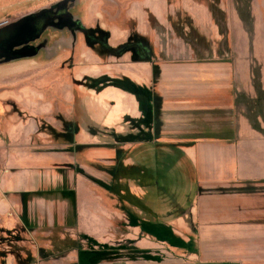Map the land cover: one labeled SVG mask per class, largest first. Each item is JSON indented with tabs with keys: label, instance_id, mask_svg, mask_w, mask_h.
Masks as SVG:
<instances>
[{
	"label": "rangeland",
	"instance_id": "374dc122",
	"mask_svg": "<svg viewBox=\"0 0 264 264\" xmlns=\"http://www.w3.org/2000/svg\"><path fill=\"white\" fill-rule=\"evenodd\" d=\"M64 1L0 0V26L2 23H14L19 18L30 15V13L50 9ZM101 1H73L74 7L71 10V17L83 23L86 28H98V30L108 33L112 42H115L118 38H124L122 40L124 42L126 34H121V29L126 30L130 24L134 28V25L137 24L136 35L139 38H144V41L146 40L150 48V55L144 61L132 58V54L125 55L130 56L132 62H147L152 64V77H147L148 72L145 69L139 70L140 76L142 78H149L148 81H151L152 84L139 86L123 75L117 74L114 76L113 71H116L118 65L130 70V60H124L125 62L119 64L117 61L112 60L113 58L101 54L100 56L97 51L91 50L84 45L81 36L72 45V48L76 47L70 55L69 53H63L68 54L71 58L66 62L59 59L54 61V63L57 62L58 65L59 87L64 85V81L67 84L69 80L71 84L74 77L72 82L74 89L80 88L78 91L89 89L96 91V95H93V93H85L83 95L77 92L79 96L77 95V99L75 100L76 105H72L75 108L73 110L74 113L71 111V115L75 119L74 124H79V139L82 145L85 146V149L80 146L82 148L80 153L77 150V154H79L77 155V165L81 166V174L87 176L93 182V186L100 188L98 195L104 202L101 204V207L115 209L119 215L123 214L127 216L129 224L112 217L110 213H100L102 217V232H96V237L90 236V233L78 234L74 230L68 231L59 226L52 227L50 233L47 234L48 236H44L45 234H43V236L21 238L18 232L15 233L18 235H15L13 232H0V261H4V246L8 243L10 246L14 245V251L16 249L19 252L21 248L24 253L27 251V256L24 260L22 259L23 262L27 260L25 263H29L30 249H33L35 253L37 248L35 246L39 245L38 258L44 262L48 261L47 264H235L236 262L234 263L233 260H203L206 257H201L200 246L196 239L199 233L211 231L209 229L207 231L200 229V227H204V225H199L200 222L197 225L193 222L192 226L187 221L185 222V226H181V224L177 227L173 223H170L179 218L183 219L184 216L186 218L189 216L187 212L193 203V198L198 189L189 158L181 152V149L191 144L188 141H195V139L205 137L215 138L226 133L224 130L221 132L215 129H219L218 124L220 122H228L223 121L224 119L221 120V117L226 119L229 116L226 109L208 108L204 109L205 113L201 111L203 118L200 117V119L197 115L190 123L182 122L184 119L182 115L186 114L188 110L187 108H180L181 104L174 110H170L169 105L163 106L165 102H174L181 97L179 95H171L168 92L170 84L168 82L161 83V80L166 77V73H177V71H169H173L178 64H187L193 60L195 62L209 63L211 59L215 58L212 53L215 48V42L212 40L213 34L211 33L213 32V27H208L211 33V37L208 40L207 36L199 31L197 22L193 20L188 10H185L184 3L186 0H151V2L159 4L161 1L162 6L165 2V5L160 17L150 14L149 18L143 17L144 12H147L144 9L147 3L146 0H109L107 1L108 3ZM194 1L197 2V5L195 3L193 5L194 10L197 9V13H199L198 16L201 17L204 14L203 9L207 10L211 14L213 26L217 29V33H219V39H217V46L215 48L218 59L216 60L231 65L235 64L237 60L241 59V55L240 52L237 53L235 51L230 53L228 48L230 34L227 17L232 14L229 11L233 10L234 12H232L236 14L238 21L247 30L251 43L255 29V18L251 12L253 0H248L249 3L246 0H231L230 3L228 0ZM245 6H249L248 10ZM238 10L244 13H240ZM119 12L120 19L118 21L116 15ZM245 13H248L249 16L246 14L248 17L244 21L241 16H245ZM163 16L164 21L162 20ZM147 22L150 25H147ZM206 24L207 22H204V25ZM146 25L151 29L149 37L147 35L144 36L145 30L148 28ZM48 34L49 32L46 33L44 31V37L41 36L37 41H40L42 37L48 38ZM119 44H116L115 47L110 45V47L117 48ZM183 46H185L186 50L187 48L192 50L193 53L189 54L182 50L183 53L180 55L177 49ZM251 46L249 44L248 56L250 60L251 83L256 96L255 99H251L237 94L236 98L238 104L243 105L245 109L244 116L246 118L248 112L244 104L249 99L254 102L253 112L255 113L252 115L256 117L259 128H254L251 125L249 117L247 120L254 130L262 134L264 133V129H261L260 122L264 121L261 114L263 108L261 104L255 108L258 91L263 90L260 81L261 66L253 55ZM34 58L45 60L47 56L42 52ZM161 67H163L164 72L161 71ZM103 72L106 74H103L100 78L94 77L95 74L100 75L99 73ZM42 74L45 77H49V70L44 71ZM63 74H70L71 76L67 79L66 75L64 78ZM87 75H89L88 78ZM32 78L34 80L35 76ZM176 80L177 77L173 78L172 81L174 82H171V84H177L178 81ZM18 85L19 80L14 85H5L9 93H4L9 95L16 94L18 92ZM43 85L44 88L49 87L47 84ZM154 86L160 87V90L155 89ZM105 89H107L110 96L106 95L107 91L105 92ZM100 90H103L105 93L103 94V91L101 92ZM119 91L123 97L120 94L117 95ZM125 95L132 98V104L127 99H124ZM101 97H104V99ZM3 105V110L0 109V124L9 122L11 114H15L17 117L24 115L16 105L10 102L8 104L3 103ZM61 106V111L67 112L68 106H64L63 104ZM118 106L123 108L120 112L114 111L113 114L109 113L110 108ZM123 110H125V113H122ZM129 113H140L141 116L130 119ZM123 115L127 117L125 118L126 122L120 121V123L125 125L126 136H131L132 139L129 138V140L147 141L148 139H153L158 141L142 143L131 150H123L122 153H126L125 158L124 156L121 157V155L114 154L111 157L112 163L110 164L104 158L105 156L100 154L101 150L97 148H91L90 150L87 145L102 144L105 134H110L111 136L118 134L116 130L118 124L107 128L96 124L94 120L102 121L105 116L112 118ZM204 117L205 121H203ZM201 123L205 125L202 126ZM49 127L51 126L49 125ZM55 127V129L52 127L48 128L47 131L53 132L57 141L64 142V152L67 151L68 146L73 150L74 148L71 145L74 142H72L71 136H66L69 132L67 133L63 130L59 121H55ZM75 128L74 125L72 128L74 135L76 134ZM121 130L123 131V129ZM121 136L123 137V135ZM183 140L187 141L183 142ZM108 142L110 141L108 140ZM91 154L96 155L97 159L101 160V158H98L100 155L105 160L93 162L89 159L91 160L89 161L88 156H91ZM122 158L124 161H122ZM125 160H127L126 163H124ZM120 164H122L121 167ZM90 168L97 169V172L107 175L110 179L113 177L120 187L116 184L113 186V182L104 184L103 179L105 178L101 174L90 173ZM122 179H125L136 190L134 191L127 183L123 184V182H120ZM221 186L212 184V186H208L205 189V192H208L211 196L210 209L212 211L210 216L213 223H219L220 221L217 207H220L219 194L223 191V189H220ZM251 188L253 187L243 186V191L247 193L255 192L254 188ZM124 189H126L125 192ZM83 194L85 197L87 192L84 191ZM69 195L70 193H67V196L74 203V194L73 197ZM126 195L131 197L130 205L133 206L134 213L137 215L125 210L126 203L123 202V199L128 200ZM72 209V211H75V206ZM260 211L264 212L262 203H260ZM69 218L70 223L68 225L75 227V213H69ZM261 222H264V219H261ZM127 225L133 229H137L125 230ZM157 228H162V230H158ZM215 233L220 234V230H217ZM72 242L79 246L80 251L84 252L83 255L80 254L79 256L80 251L78 249L68 247V244ZM43 246L44 248H42ZM69 251H75V255L70 256L69 259H65L68 257L66 253Z\"/></svg>",
	"mask_w": 264,
	"mask_h": 264
},
{
	"label": "crops",
	"instance_id": "0c3cea01",
	"mask_svg": "<svg viewBox=\"0 0 264 264\" xmlns=\"http://www.w3.org/2000/svg\"><path fill=\"white\" fill-rule=\"evenodd\" d=\"M102 1L107 2L109 0ZM146 1L144 9L147 12H144L143 17L149 18L150 14L160 17L165 2L162 6L161 1L160 4L151 2V0ZM230 1L228 0L229 3ZM194 3L197 5L194 0H186L184 8L188 10L193 20L197 22V28L207 36L208 40L211 33L213 34L212 40L215 42L216 48L219 33L213 26L211 14L203 9L204 14L199 17L197 9L194 10ZM232 11H229L232 14L229 13L230 15L227 17L230 34L228 48L230 53L232 51L240 52V60L232 65L218 62L217 50L214 48L212 53L215 58L211 59L209 63L195 62L192 59L193 61L187 64H178L173 71H169H177V73H166V77L161 80V83L168 82L170 84L168 92L171 95L181 97L174 102H165L163 106L169 105L170 110H174L181 104L180 108H187L188 110L186 114L182 115L184 116L182 122L190 123L197 115V117L203 118L201 111L205 113L204 109L208 108L226 109L229 116L226 119L221 117V120L224 119L223 121L228 122H220L218 124L219 129H215L221 132L224 130L226 133L215 138L205 137L188 141L192 143L191 146L187 145L181 149V152L189 158L198 189L187 212L189 216L187 215V218L184 216L183 219L179 218L170 223L177 227L181 224V226H185L187 221L191 225L193 222L196 225L200 222L199 225H204L200 229L211 231L199 233L196 239L200 246L201 257L207 258L203 260H233L234 263L236 262L235 264H264V224H262L264 222H261V219H264V212L260 211V203L264 207V133L260 134L250 126L249 121L244 116L245 109L242 104H238L236 98L237 94L251 99H255L256 96L251 83L248 56L249 44L252 45L253 55L261 66L260 81L264 90V0L252 1L251 12L255 18V29L251 43L247 30L244 29V26ZM119 15L120 12L116 15L118 21L120 19ZM162 20L164 21V16ZM204 22H207V24L204 25ZM146 24L150 25L149 22ZM136 25L133 28L130 24L126 30L120 28L123 31H120V33L126 34L124 42L131 35H136ZM208 27H213V32L210 33ZM150 34L151 29L148 27L144 36ZM123 39L118 38L115 42L110 40L109 43L111 42L110 45L115 47L116 44L124 43ZM182 50L189 54L193 53L189 48L186 50L185 46L178 48L177 52L181 55ZM127 56L112 59L119 64L125 62L124 60H130L131 66L128 70L118 65L116 71H113L114 76L117 74L123 75L139 86L143 84H145L144 86L146 84L151 85L152 82L148 81L149 78L147 77H152V64L132 62L130 56L128 58ZM142 68L148 72L146 78L140 76L139 70ZM46 70H49V77L42 74ZM161 71L164 72L163 67H161ZM57 73V62L54 63L49 58L44 60L32 57L31 59H21L0 66V106H2L0 109L3 108V103L8 104L10 102L16 105L24 114L21 117L11 114L9 122L0 124V167L3 170L2 179L0 180V232H13L14 234L18 232L21 238L43 236V234L48 236L47 234L50 233L52 227L59 226L68 231L74 230L78 234L90 233V236L96 237V232H102L100 213H110L112 217L129 224L127 216L119 215L115 209L101 207L104 202L98 195L100 188L93 186V182L87 176L81 174V166L77 165V155H79L77 153H80L82 149L80 146L84 149L85 146L82 145L79 139V124H74L77 129L75 128L76 134L72 137L74 144L72 143L71 146L75 150L70 149L68 146L66 152H64V142L57 141L53 132L47 131L48 128H56L55 121L58 122L56 115L59 113L66 118L73 119L71 111L74 113L75 106L72 105H76L77 92L83 95L85 93L96 95V91L91 89L81 91H78L80 88L74 89L73 76L71 84L68 80L67 84L64 81V85L59 87L60 77ZM99 74H95L94 77L100 78L106 73ZM65 75L67 79L71 76L70 74ZM65 75L63 74L64 78ZM34 76L35 79L33 80L32 77ZM88 77L89 75H87ZM175 77H177L176 81L178 83L173 85L171 82H174L172 80ZM17 80H19L18 92L11 95L4 93H9L5 85H14ZM43 84H47L50 88H44ZM157 87L154 86L155 89L160 90V87ZM237 88L239 89L237 90ZM107 89H105V92ZM108 90L110 91V89ZM105 92L103 91V94ZM118 94L121 95L122 93L119 91ZM106 95H109L108 91ZM101 98L104 99V97ZM124 99H127L131 104L133 103L132 98L129 96L125 95ZM62 104L68 106L67 112L61 111ZM262 108L261 114L264 120V103ZM121 109L123 108L120 106L110 108L109 113L120 112ZM122 113H125V110ZM129 115L131 116L130 119L141 116L140 113H129ZM123 117L124 115L112 118L105 116L102 121L94 120L96 124L107 128L118 124L116 126L118 136L105 134L102 144L87 145L90 150L91 148L101 150L100 154H103L110 164L112 163L111 157L114 154L125 158L126 153H122L123 150H131L142 143L158 141L153 139L147 141L129 140L131 136H126L125 125L120 123V121L126 122L125 118L127 117ZM73 120L75 121V119ZM205 120L204 117L203 121ZM204 123H201V125L204 126ZM260 123L261 129H264V121ZM98 158L105 160L100 155ZM89 159L93 162L101 161L97 159L96 155L92 154L88 156ZM122 161H124L123 158ZM126 162L127 160L124 163ZM121 166L122 164H120ZM109 168L111 169V167ZM91 172L101 174L95 168H90ZM101 176L105 178L103 179L104 184L113 182V186L114 184L118 185L113 177L110 179L107 175L101 174ZM96 178L98 179V177ZM120 182L127 183L134 191L136 190L125 179L120 180ZM212 184L222 185L220 189H223L219 194L220 207H217V212L220 214L219 223L211 221V196L208 192H205V189L212 186ZM243 186H251L255 192H244ZM84 191L87 192L85 197ZM125 191L126 189H124ZM67 193L74 194V203L67 196ZM123 195L125 196V194ZM126 197H128L127 201L123 199V202L126 203L124 208L133 214L135 211L133 206L130 205L131 197L128 195ZM74 206L76 209L72 211ZM73 212L76 218L75 227L68 225L70 223L69 213L73 214ZM136 229L128 225L125 227V230ZM217 230H220V234L215 233ZM13 247L14 245L10 246L8 243L4 246V261H0V264H47L48 262L39 260V245L35 246L37 247L35 253L33 249H30L29 263H25L27 260L22 261L27 256V251L24 253L22 248L19 252L16 249L14 251L15 247ZM66 254L68 257L65 259H69L70 256L75 255V251H69Z\"/></svg>",
	"mask_w": 264,
	"mask_h": 264
},
{
	"label": "flooded vegetation",
	"instance_id": "af4514ba",
	"mask_svg": "<svg viewBox=\"0 0 264 264\" xmlns=\"http://www.w3.org/2000/svg\"><path fill=\"white\" fill-rule=\"evenodd\" d=\"M73 1L75 0H69L52 9L54 20L52 26L45 31L46 33L49 32L48 38L50 39L47 37L43 38L44 36L42 35L43 37L40 41L31 43V46L39 48V53L43 52L52 61L61 59L66 62L71 56L63 53H69L70 55L76 47L72 48V45L81 36L87 48L89 47L91 50L97 51L99 55H105L109 58L115 59L125 54H132V58L144 61L150 55L148 43L146 40L144 41V38H139L137 35H131L126 42L117 46V48L110 47V36L108 33L100 31L98 28H86L83 23L71 17V10L74 7ZM56 118L62 125L63 130L67 133L69 132L66 136H71L72 138L74 136V132L72 131L74 120L66 118L60 113L56 115Z\"/></svg>",
	"mask_w": 264,
	"mask_h": 264
},
{
	"label": "water",
	"instance_id": "95a60500",
	"mask_svg": "<svg viewBox=\"0 0 264 264\" xmlns=\"http://www.w3.org/2000/svg\"><path fill=\"white\" fill-rule=\"evenodd\" d=\"M67 1L69 0L60 2L54 7H58ZM54 7L30 13V15L21 17L14 23L1 25L0 66L21 59H31L38 55L39 48L31 46V43L39 40L44 31L52 26L54 20L52 9Z\"/></svg>",
	"mask_w": 264,
	"mask_h": 264
},
{
	"label": "trees",
	"instance_id": "16d2710c",
	"mask_svg": "<svg viewBox=\"0 0 264 264\" xmlns=\"http://www.w3.org/2000/svg\"><path fill=\"white\" fill-rule=\"evenodd\" d=\"M246 1H248V0H246ZM248 3H249V1H248ZM248 7L249 6H245V8L248 10ZM240 13H244V12H241L240 10H238ZM249 16V14L248 13H245V16H241V18L242 19H244V21H245V19L248 17L247 15ZM257 100L255 101V108L257 107V106H259L260 104H261V106L263 105V103H264V91L261 89V90H259L258 91V96H257ZM245 107H246V109H247V112H248V116H247V118L249 117V119H250V123H251V125L254 127V128H259V126H257V121H256V117L254 116V115H252V114H254L255 112H253V105H254V102H252L250 99L249 100H247L246 102H245ZM259 130V129H258ZM192 144V143H191ZM191 144H188V146H191ZM106 189V188H105ZM70 195H72V197H73V194L72 193H70ZM148 227H150V226H148ZM158 230L160 229V230H162V228H157ZM181 243V242H180ZM69 246V248H74V249H78V251H80V249H79V246H77V244L76 243H69L68 244ZM80 254H84V252L83 251H80L79 252V256H80Z\"/></svg>",
	"mask_w": 264,
	"mask_h": 264
},
{
	"label": "built area",
	"instance_id": "2783aa9c",
	"mask_svg": "<svg viewBox=\"0 0 264 264\" xmlns=\"http://www.w3.org/2000/svg\"><path fill=\"white\" fill-rule=\"evenodd\" d=\"M3 170L0 167V180L2 179Z\"/></svg>",
	"mask_w": 264,
	"mask_h": 264
},
{
	"label": "bare ground",
	"instance_id": "6f19581e",
	"mask_svg": "<svg viewBox=\"0 0 264 264\" xmlns=\"http://www.w3.org/2000/svg\"><path fill=\"white\" fill-rule=\"evenodd\" d=\"M4 24H6V23H2L1 25H4ZM1 27V26H0Z\"/></svg>",
	"mask_w": 264,
	"mask_h": 264
}]
</instances>
